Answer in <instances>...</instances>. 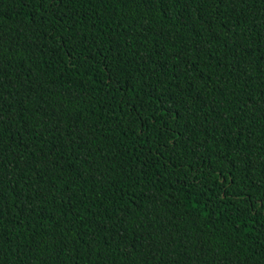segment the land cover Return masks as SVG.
<instances>
[{"label":"trees","instance_id":"16d2710c","mask_svg":"<svg viewBox=\"0 0 264 264\" xmlns=\"http://www.w3.org/2000/svg\"><path fill=\"white\" fill-rule=\"evenodd\" d=\"M0 264H264V0H0Z\"/></svg>","mask_w":264,"mask_h":264}]
</instances>
